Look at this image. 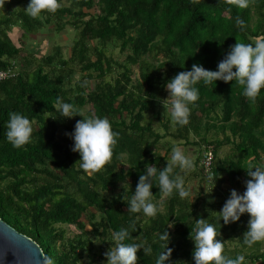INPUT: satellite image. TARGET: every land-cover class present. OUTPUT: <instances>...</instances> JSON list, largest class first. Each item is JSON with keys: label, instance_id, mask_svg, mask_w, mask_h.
Returning <instances> with one entry per match:
<instances>
[{"label": "trees", "instance_id": "16d2710c", "mask_svg": "<svg viewBox=\"0 0 264 264\" xmlns=\"http://www.w3.org/2000/svg\"><path fill=\"white\" fill-rule=\"evenodd\" d=\"M63 1L67 5L55 13L37 18L24 11L30 0H15L16 10L0 8V69L14 73L0 82V220L33 241L53 264H107V241L121 228H129L134 238L126 243L147 241L153 249L151 256L138 252L137 264H155L162 251L159 235L165 230L173 249L166 264H194L191 228L195 220L209 219L220 233L217 238L225 242V256L244 255V264H256L262 259L263 242L248 247L242 238L249 215L225 225L210 213L220 212L226 201L213 198L207 203L199 193L192 202L175 192L162 198L154 180L155 217L129 214L127 205L146 165L163 170L173 144H189L190 135L198 138L193 145L203 144L195 164L204 152H211L215 184L224 181L245 189V170L264 166V89L253 103L235 81H201L195 86L199 99L189 105L185 126L172 122L160 103L166 83L177 73L191 70L193 64L215 71L236 40L254 45L264 37V0H250L247 9L225 0ZM94 9L97 12H91ZM237 16L245 22L244 30L236 26ZM46 26L53 32L73 30L66 57L56 46L38 58L28 55L30 60L24 47L9 37L13 29L26 38ZM115 44L119 53H126L122 63L109 51ZM33 59L37 63L32 68ZM58 96L83 117L107 118L119 134L111 161L99 172L86 174L76 164L81 157L71 151L73 140L65 133L73 132L83 117H59ZM13 112L27 117L33 128L30 143L21 148L6 138ZM226 145L229 154L219 159L217 151ZM198 171L200 182L213 183L199 163ZM70 226L77 233L68 235L63 227ZM228 244L235 249L228 252Z\"/></svg>", "mask_w": 264, "mask_h": 264}, {"label": "clouds", "instance_id": "9594fccd", "mask_svg": "<svg viewBox=\"0 0 264 264\" xmlns=\"http://www.w3.org/2000/svg\"><path fill=\"white\" fill-rule=\"evenodd\" d=\"M197 2L198 0H191L193 4ZM225 2L239 9H247L250 6V0H225ZM5 3L6 0H0V8H3ZM59 7L58 0H30L24 11L28 16L37 18L44 12L55 13ZM235 24L239 29L244 30L245 22L239 16L236 17ZM201 81L205 85L216 81L224 83L235 81L243 88L242 95L254 103L261 89H264V37L257 38L254 45L236 40V43L229 47L224 58L218 62L215 71L193 64L191 70L181 71L168 81L165 85L168 97L160 100V103L165 112L170 111L171 120L175 124L185 126L189 123V105L199 99V92L195 86ZM55 107L60 113L59 117L68 119L75 116L83 117L77 108L65 103L59 96L56 98ZM7 129V141L14 148H21L30 143L33 128L27 117L15 112L9 113ZM65 135L73 140L71 151L79 153L81 157L76 164H79L84 173L91 175L99 172L111 161L119 134L113 132L107 118L83 117L76 122L74 131ZM177 168L181 171L193 168L192 161L180 147L172 149L163 170H158L153 165H146L144 174L139 176L135 193L128 202L127 212L129 214L143 212L147 217L157 215L158 208L152 202L154 180L162 198L170 197L174 192L178 193L181 199L188 198L191 193L185 187L184 178L174 174ZM245 171L248 179L244 181L243 194L233 189L220 212L209 211L218 216L225 225L238 222L242 215L248 214L250 219L242 238L244 245L252 247L258 242H264V166H249ZM216 179L213 175L208 176V180L214 184ZM195 221L189 236L194 243L192 253L194 264H244V255L230 258L223 254L225 242L217 238L220 233L217 232L214 224L209 223V219L200 218ZM129 227L132 232L135 231L134 222ZM112 239L114 246L103 253L107 264H137L138 252L143 250L146 256H151L153 253L147 241L125 242L134 239L129 228H121L114 232ZM159 241L162 251L158 254L155 264H166L173 252L168 246L170 235L167 230L159 235ZM43 264H53V261L45 256ZM177 264H185V262H177Z\"/></svg>", "mask_w": 264, "mask_h": 264}, {"label": "rangeland", "instance_id": "374dc122", "mask_svg": "<svg viewBox=\"0 0 264 264\" xmlns=\"http://www.w3.org/2000/svg\"><path fill=\"white\" fill-rule=\"evenodd\" d=\"M60 5L65 6L67 5V3L66 1L62 0ZM18 7L19 6L15 4V0H6L3 11L5 9L16 10L18 9ZM91 12H97V11L94 9V11L91 10ZM74 36L75 35L73 30H70V28L68 27L63 28L60 32H53L49 26H46L38 30V32H36L35 34L28 35L26 38L21 37V32L19 30L13 29L11 32H9V37L11 41L17 46L21 45L22 47H24L22 50L23 54L30 60L32 59L28 55L31 54L32 57L38 58L42 55L50 54L52 48L56 46L61 49V53L63 57H66L68 48L71 45ZM109 51L112 55L113 60L116 63H122L126 53L124 54L119 53L117 44L111 46ZM36 63L37 60L33 59V64L31 65V67L32 68L35 67ZM19 64L20 63L17 61V65H16L17 69L19 68ZM114 71L115 73L119 72V69L116 68ZM132 75L133 76L136 75L135 67H132ZM167 97H168V93H166L165 99H167ZM169 112L170 111H167V113ZM172 127L173 125L170 124V128H169L170 131L172 130ZM156 129L160 134L164 133L161 127H156ZM187 141L189 144H184L183 142H178L176 144H173L176 145L175 147H180L183 150L184 154L193 163V168L191 170L181 171L179 168H177V174L181 175L184 178L185 187L186 189L190 190L191 193V195L188 198H185L186 201L192 202L193 200L196 199L198 193L201 195L202 199H204V201H206L207 203L213 201L212 200L213 198L215 200H217L218 198L219 199L218 201H222V202L226 201L228 199L227 194H230L231 190L233 189H235L238 193L243 194V192L245 191L244 188L241 187L231 188L224 181H222V183L219 184H214L206 181L205 183L200 182L199 181L200 172L198 171L199 161L195 164V159L198 155L201 156L203 144L193 145L191 142L198 141V138L192 135L188 137ZM172 149L167 154L168 157L167 159L170 158ZM229 151H230L229 146L227 145L222 146L217 151V157L221 159L222 157L229 154ZM162 152L163 150H161V153ZM114 192H117V189L114 190ZM63 228L66 229L68 235L77 233V231H75L72 226L68 228L67 227H63ZM85 228L88 229L87 227ZM109 239L114 244L112 237H109ZM111 242L109 243L107 241L108 247L110 248L114 246L113 244H111ZM234 249H235V245L228 244L226 246V250L228 252ZM260 253L262 254V259L259 260L256 264H264V242L260 246Z\"/></svg>", "mask_w": 264, "mask_h": 264}, {"label": "water", "instance_id": "95a60500", "mask_svg": "<svg viewBox=\"0 0 264 264\" xmlns=\"http://www.w3.org/2000/svg\"><path fill=\"white\" fill-rule=\"evenodd\" d=\"M0 264H43L39 247L1 220Z\"/></svg>", "mask_w": 264, "mask_h": 264}, {"label": "built area", "instance_id": "2783aa9c", "mask_svg": "<svg viewBox=\"0 0 264 264\" xmlns=\"http://www.w3.org/2000/svg\"><path fill=\"white\" fill-rule=\"evenodd\" d=\"M14 73L10 69L2 70L0 69V82L13 77ZM212 154L208 150L202 154L201 161L199 162L201 171L203 174H205L207 177L211 175V164H212Z\"/></svg>", "mask_w": 264, "mask_h": 264}]
</instances>
